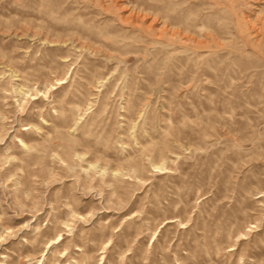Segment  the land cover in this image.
I'll use <instances>...</instances> for the list:
<instances>
[{"label":"rangeland","instance_id":"374dc122","mask_svg":"<svg viewBox=\"0 0 264 264\" xmlns=\"http://www.w3.org/2000/svg\"><path fill=\"white\" fill-rule=\"evenodd\" d=\"M154 2L0 0V264H264V0Z\"/></svg>","mask_w":264,"mask_h":264},{"label":"bare ground","instance_id":"6f19581e","mask_svg":"<svg viewBox=\"0 0 264 264\" xmlns=\"http://www.w3.org/2000/svg\"><path fill=\"white\" fill-rule=\"evenodd\" d=\"M191 1H193V0H191ZM187 2H190V0H155V2L153 3L152 8L154 10V13L156 15H159V17L161 18V28H162L161 29V32H162L161 35L164 37V39L163 38L162 39L164 41H167V44H168V42L172 41L173 38L179 36V33H181V32H179V30L181 28H184V30H192V29H196L198 26L200 28L199 31H201V30L204 31V29L207 27L206 24L202 20L201 21L199 20L200 17H202V15L198 16L195 12V9H193V5L188 4ZM206 32H208V31H206ZM209 33H210V31H209ZM206 35H207V33H206ZM203 36H204V34H203ZM204 37H206V36H204ZM178 39H180V38H178ZM202 42H204V41H202ZM28 128L29 127L25 128V129H28ZM19 142H20L19 148L23 152H28V150L32 148V145H29L28 142L24 138H19ZM14 154H16V153H12L10 155H13V156H11V159L14 162H16L15 159L18 156L14 155ZM156 167L160 168L161 166L157 165ZM169 221H173V220H169ZM37 229H39V226L36 227V230ZM153 238H154V236H153ZM124 241H125V243H127L128 242L127 238H125ZM167 245H168V242L163 240L159 246V249L154 247L153 250L150 251L149 254L144 255L143 258L146 259V261H147L146 264H157L158 263L157 259L154 257V255L157 253L155 251H158L161 254V259L165 260L167 258V253H165L164 248ZM119 252H120V254H123V251L119 250ZM132 256L133 257L136 256V258H137L138 252L137 251L133 252ZM2 257L5 258L7 256L5 254H3ZM126 259H130V258H126ZM2 263L5 264V261L3 260ZM6 264H9V263H6Z\"/></svg>","mask_w":264,"mask_h":264}]
</instances>
